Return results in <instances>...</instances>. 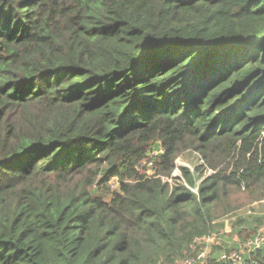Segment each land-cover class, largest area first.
I'll return each instance as SVG.
<instances>
[{"label": "trees", "instance_id": "16d2710c", "mask_svg": "<svg viewBox=\"0 0 264 264\" xmlns=\"http://www.w3.org/2000/svg\"><path fill=\"white\" fill-rule=\"evenodd\" d=\"M186 150L213 172L173 178ZM242 187L264 188V0H0V264H180Z\"/></svg>", "mask_w": 264, "mask_h": 264}, {"label": "rangeland", "instance_id": "374dc122", "mask_svg": "<svg viewBox=\"0 0 264 264\" xmlns=\"http://www.w3.org/2000/svg\"><path fill=\"white\" fill-rule=\"evenodd\" d=\"M150 158H154L152 154H150ZM148 161L150 160L144 161L141 168L147 167L150 173L151 168ZM183 166H187L192 170H194L195 167L197 168L203 166L206 169L204 170V175H209L213 172L212 169L208 168L202 154L193 150H186L178 156L176 159V167L172 174L173 178L181 175L180 169ZM167 181L171 184L175 183V180L171 178L167 179ZM109 186L111 190H117V180L112 179L109 182ZM244 189L245 188L242 187V189L233 191L232 199L234 201V209L221 219L224 224V228L219 231L218 234L214 235L213 246L226 243L228 250H239L241 248L243 241L247 238L241 239L233 233L234 224L240 217L247 218L251 221L262 218V224L257 226V229L264 227V188H259L253 193H245ZM202 245L204 246L203 242ZM227 249L218 250V253L221 254L223 251H227Z\"/></svg>", "mask_w": 264, "mask_h": 264}, {"label": "built area", "instance_id": "2783aa9c", "mask_svg": "<svg viewBox=\"0 0 264 264\" xmlns=\"http://www.w3.org/2000/svg\"><path fill=\"white\" fill-rule=\"evenodd\" d=\"M162 152H164L163 149L154 150L151 154L152 156H156ZM150 165L151 164H149V166ZM167 179L170 178H164L165 181H167ZM201 181L202 179H200V182ZM192 190L197 192L198 188ZM213 242L214 235L206 237L203 241L204 246L199 249L196 254L185 258L180 264H206L210 257V252L213 249ZM262 246H264V227L260 228L253 237L245 239L239 250L223 251L219 256V260L224 261L227 264H250V260L248 259H251V254Z\"/></svg>", "mask_w": 264, "mask_h": 264}]
</instances>
